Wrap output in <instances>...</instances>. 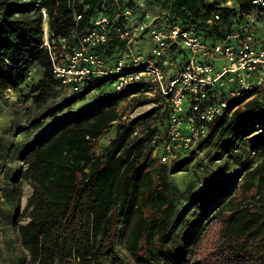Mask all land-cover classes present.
I'll use <instances>...</instances> for the list:
<instances>
[{"label":"trees","instance_id":"1","mask_svg":"<svg viewBox=\"0 0 264 264\" xmlns=\"http://www.w3.org/2000/svg\"><path fill=\"white\" fill-rule=\"evenodd\" d=\"M231 1L232 7L214 0L144 2L159 6L167 20L182 29L194 27L208 45H214L238 29L243 13L263 10L256 0ZM102 3L0 0V92L29 86L26 74L32 66L41 72L39 81L29 87L30 93H38L36 100L55 86L64 87L52 73L46 50L39 49L43 25L55 35L85 29ZM128 5L137 8L131 0ZM106 81L86 82L80 93H72L85 94ZM141 88L135 84L124 92L103 94L96 107L61 118L26 144L25 173L32 194L25 207L29 221L18 227V234L30 259L36 264H125L113 243L115 224L122 220L135 264H264V202L256 198L264 187V157L247 168L239 186L234 173L218 180L224 169L242 163L256 147L264 155V94L225 100L217 90L210 93V104L226 103L197 145L211 155V162L221 161L222 168L207 178L205 190L182 197L181 202L169 176L188 167V152L164 165L152 157L154 143L134 136L136 124L145 116L122 121L115 108L121 95ZM157 101L167 125L164 99ZM73 104L74 99H63L65 109ZM109 129L114 130L113 138L101 144ZM250 134L247 150L243 138ZM166 138L167 131L164 142ZM248 196L256 200L243 203ZM19 197V186L7 183L5 202L17 208Z\"/></svg>","mask_w":264,"mask_h":264},{"label":"built area","instance_id":"2","mask_svg":"<svg viewBox=\"0 0 264 264\" xmlns=\"http://www.w3.org/2000/svg\"><path fill=\"white\" fill-rule=\"evenodd\" d=\"M129 1L103 0L92 24L68 35L53 34L45 23L39 49L46 50L54 77L73 93H80L86 82L105 79L116 92L141 84L161 96L168 112L163 149L174 159L207 134L226 99L263 90L264 0L255 2L262 12L243 13L238 29L214 45H208L194 27L184 30L169 22L165 11L153 12L145 0H131L136 9ZM178 53L183 63L173 74L168 65L173 67ZM32 74L29 69L26 80ZM216 90L226 98L210 104V93ZM12 93L7 89L0 97Z\"/></svg>","mask_w":264,"mask_h":264},{"label":"rangeland","instance_id":"3","mask_svg":"<svg viewBox=\"0 0 264 264\" xmlns=\"http://www.w3.org/2000/svg\"><path fill=\"white\" fill-rule=\"evenodd\" d=\"M214 1L222 2V0ZM147 7H149L148 4ZM149 8L153 12L159 11L157 5ZM45 27L44 24L43 39L45 37ZM173 57V67L168 65L170 68L168 70L174 74L181 68L183 55L181 56L178 53ZM30 69L33 70V74L31 79L27 80L29 86L23 85L17 90H12L13 93L10 97H0V264H36L22 247L18 234V227L29 221L25 207L32 194L31 180L25 173L27 158L24 155V148L26 144L35 136L48 131L53 123L60 121L61 118L76 111L96 107L101 95L116 94L111 81L108 80L99 88L81 95L73 94L69 88L55 86L47 91L42 100H36L35 97L38 93H30L29 87L39 81L41 72L35 66ZM263 94L264 89L254 94L250 99L261 98ZM121 96L122 98L115 105L120 119L129 122L135 118L145 116L136 124L134 136L143 137L148 142L154 143L155 149L152 152V157L159 159L164 165L170 166L174 159L167 156L163 150L167 125L157 101L160 96L150 88H141L140 92L130 95L124 93ZM64 98L74 99V104L70 109L63 107ZM257 132L259 131L253 133L256 134ZM113 136L114 130L109 129L102 136L101 144L109 143ZM250 137L251 134L243 138L244 142H247V150L250 145ZM193 148L192 151L190 150L186 154V157L190 159L188 167L182 172L169 176L173 185L178 189L181 202H183L182 197L197 196L202 190H205L207 178H211L217 170L222 168L221 161L211 162L209 160L211 155L208 156L207 151L199 148L198 145ZM254 151L255 153L249 152L245 155L242 163L237 165L231 163L227 170L222 171V175L218 180L222 182L234 173L239 186L240 178L247 168H253L263 160L264 155L261 150L256 147ZM244 164L248 165L245 167ZM11 177H16V180L13 182ZM7 183L19 186L20 203L17 208L11 207L3 198V189ZM256 198L264 202V187L257 192ZM254 200L256 199L252 200L248 196L243 203L254 202ZM210 216L211 214L206 216L205 219H209ZM128 233L127 225L119 220L114 227L113 243L118 253L123 257L125 264H135L133 256L126 247Z\"/></svg>","mask_w":264,"mask_h":264}]
</instances>
